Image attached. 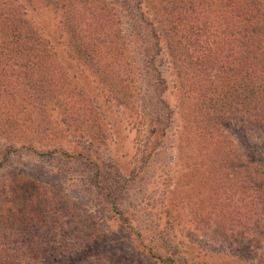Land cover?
<instances>
[{"label": "rangeland", "instance_id": "rangeland-1", "mask_svg": "<svg viewBox=\"0 0 264 264\" xmlns=\"http://www.w3.org/2000/svg\"><path fill=\"white\" fill-rule=\"evenodd\" d=\"M10 1L49 61L36 65L30 82L16 66L0 65V244L12 252L35 240L55 248L35 251L30 263L12 264H259L262 235L251 226L226 237L204 233L207 220L216 219L208 215L209 203L201 202L198 179L208 164L203 153L212 147L181 134L182 99L151 8L137 2L135 17L151 25L142 29L123 0L93 4L109 15L107 22L115 21L113 12L121 20L115 26L120 68L131 58L140 69L146 47L159 51L152 70L143 68L140 81H129L113 73V50L93 30L82 35L94 45L88 64L58 10L38 0ZM248 1L264 17V0ZM154 72L163 81L156 91L170 119L151 149L145 146V118L161 111L149 91ZM224 130L233 152L250 160L264 153V134L253 123L234 120ZM111 180L124 187L116 212L103 189ZM2 257L0 264H7Z\"/></svg>", "mask_w": 264, "mask_h": 264}, {"label": "trees", "instance_id": "trees-1", "mask_svg": "<svg viewBox=\"0 0 264 264\" xmlns=\"http://www.w3.org/2000/svg\"><path fill=\"white\" fill-rule=\"evenodd\" d=\"M38 1L61 13L62 26L74 41L77 53L86 54L83 56L86 63H92L89 52L94 45L82 35L84 31H89L91 35L93 30L103 46L108 44L104 48L113 50L111 60L114 74H121L125 80L140 81L143 68L152 70L155 56L159 54L155 46L154 50L146 47V52L141 53L143 65H140V69H136L131 58L119 67L117 61L122 59L123 53L117 46L120 38L115 26L119 25L120 18L115 12L111 18L115 17L113 20L116 22L112 24L107 22L109 15L93 5L95 0ZM138 1L123 0L128 13L142 24V29L143 24L150 27L141 20L140 15L135 17ZM141 1L152 10L153 20L178 83L177 91L183 106L181 134L188 140L200 141L202 146L212 147V150L203 153V161L208 164L201 172L203 176L198 179V187H204L199 192L204 195L201 202L209 203L208 215L216 219L213 222L207 220L210 224L203 225L204 233L211 238L219 235L226 237L251 226L262 235L259 264H264V174H261L264 170L261 155L264 153H260L258 159L250 160L233 152L231 139L224 130L234 120H247L264 134L263 13L248 0ZM148 35L154 40L158 37L152 29H149ZM103 53L109 54L106 51ZM47 61V51L23 19L18 7L10 0H0V65L10 63L16 66L20 69L17 75L30 82L36 75L35 70L48 64ZM96 72L102 74L99 70ZM150 79L153 83L149 91L161 106V111H155L145 118L147 148L151 147L152 139L164 137L170 119V113L165 111L166 107L156 91L163 81L157 72ZM7 154L6 151L2 160ZM79 160L88 166L87 159L82 161L81 157ZM103 189L115 201L111 202L112 211H118L115 207L120 206L118 194L124 189L123 185L111 180ZM7 211L11 213L12 208ZM35 241L34 245L29 242L21 250L16 248L23 254L17 250L12 252L0 244V255L7 264H12L14 261L30 263L35 251L43 254L55 252V248L49 244Z\"/></svg>", "mask_w": 264, "mask_h": 264}]
</instances>
